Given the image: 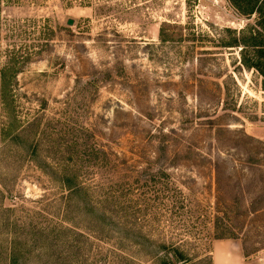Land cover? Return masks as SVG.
Returning a JSON list of instances; mask_svg holds the SVG:
<instances>
[{
    "label": "rangeland",
    "instance_id": "obj_1",
    "mask_svg": "<svg viewBox=\"0 0 264 264\" xmlns=\"http://www.w3.org/2000/svg\"><path fill=\"white\" fill-rule=\"evenodd\" d=\"M258 25L260 34H250ZM254 41L264 44V17L230 0H0V68L13 51L32 52L20 64L13 100L21 120L38 123L32 130L42 154L49 162L67 159L55 147L70 144L78 125L90 129L119 157L114 171L81 175L90 198L104 199L113 183L126 193L130 187L132 198L145 192L148 208L137 223L149 240L175 245L186 258L180 264H211L215 237L238 240L247 257L264 248V78L251 66ZM4 146L0 264L16 220L44 225L38 211L55 221L63 193ZM160 171L154 184L150 175ZM161 182H169L168 195L179 189L186 200H152ZM125 197L67 214L81 233L76 264L118 263L115 240L92 229L109 233L98 212L129 213ZM145 250L137 263L159 264ZM164 253L175 255L165 250L159 260ZM27 260L42 264L34 253Z\"/></svg>",
    "mask_w": 264,
    "mask_h": 264
},
{
    "label": "trees",
    "instance_id": "obj_2",
    "mask_svg": "<svg viewBox=\"0 0 264 264\" xmlns=\"http://www.w3.org/2000/svg\"><path fill=\"white\" fill-rule=\"evenodd\" d=\"M230 2L241 12L247 15L258 14L264 17V0H230ZM243 5H242V3ZM258 29L250 28V34H260ZM255 48V63L251 65L264 78V44L262 42H253L251 44ZM32 52L27 51L24 55H17L13 51V57L7 60L5 65L0 68V142H3L4 147L13 151L14 155H19V152L33 162L45 175L55 182H57L63 189L61 199L60 217L53 221L52 219L43 218L38 211H32L36 214L39 225L34 224L35 221L29 217L31 221L26 227L18 225L16 220V231L14 237L10 238L9 246L6 250V259L1 264H27L29 254L34 255L42 261V264H76L77 250L80 246L79 237L81 233L76 229V223L67 216L68 213L75 210L84 209L88 212H96L97 205L102 203V199L97 201L90 198L89 187L84 185L81 181V175H88L92 173L107 171L112 168L115 170L119 158L115 153H108L102 146L97 144L94 133L83 125H78L71 133L70 144H64V147H55L54 151L61 154H67V159L64 157L53 158V162L48 160L46 155L42 153L41 140L37 133L33 131V127L37 126L33 120L23 121L17 115V106L14 104V82H16L17 73L21 66L27 63ZM22 64V65H20ZM2 146V145H1ZM113 156V157H112ZM9 160V158H8ZM16 160V157L14 158ZM124 163V162H123ZM96 170V171H95ZM117 172V171H115ZM165 175L164 171L160 174L151 173L150 180L155 183H160L159 177ZM164 177V176H163ZM138 184V181H136ZM162 193L155 194L152 200H157L158 204H163L166 198H172L173 202L183 203L186 200L185 195L179 189H175V193H167L169 191V182L162 183ZM126 189L123 185H116L113 183L110 187H106L103 201H113L123 196L125 197L126 210L120 216L107 213L105 210L98 212V222H106L110 227L109 233H103L102 229H92L96 238L115 240L113 257L117 259V264H139L137 263V256L140 253V248L145 247V252L151 260L157 259L159 264H180L186 262L184 255L178 250L175 245H166L163 242H155L149 240L146 235L142 233L141 225L137 221L143 218V214L147 211L148 201L150 198L146 193H135L132 198V189ZM138 188V187H137ZM130 190V191H129ZM116 194V196H111ZM119 202V201H118ZM96 210V211H95ZM110 212V211H109ZM35 219V218H33ZM71 220V223L69 222ZM142 220V219H141ZM36 222V223H37ZM66 222V223H65ZM69 224V225H68ZM99 226V225H98ZM115 228V229H112ZM23 236V237H22ZM28 237V238H27ZM216 239L221 237H215ZM172 250L175 255L172 259L163 254L162 260L160 254L165 250Z\"/></svg>",
    "mask_w": 264,
    "mask_h": 264
},
{
    "label": "crops",
    "instance_id": "obj_3",
    "mask_svg": "<svg viewBox=\"0 0 264 264\" xmlns=\"http://www.w3.org/2000/svg\"><path fill=\"white\" fill-rule=\"evenodd\" d=\"M210 254L211 264H264V248L255 257H247L236 239L213 240Z\"/></svg>",
    "mask_w": 264,
    "mask_h": 264
},
{
    "label": "water",
    "instance_id": "obj_4",
    "mask_svg": "<svg viewBox=\"0 0 264 264\" xmlns=\"http://www.w3.org/2000/svg\"><path fill=\"white\" fill-rule=\"evenodd\" d=\"M72 23H73V20L72 19H68L67 24L72 25Z\"/></svg>",
    "mask_w": 264,
    "mask_h": 264
}]
</instances>
